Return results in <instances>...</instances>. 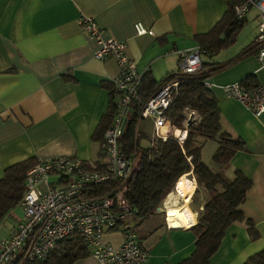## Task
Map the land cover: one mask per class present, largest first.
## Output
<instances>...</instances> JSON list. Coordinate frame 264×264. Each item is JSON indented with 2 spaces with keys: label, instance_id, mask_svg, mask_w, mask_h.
<instances>
[{
  "label": "crops",
  "instance_id": "1",
  "mask_svg": "<svg viewBox=\"0 0 264 264\" xmlns=\"http://www.w3.org/2000/svg\"><path fill=\"white\" fill-rule=\"evenodd\" d=\"M241 1L0 0V179L7 168L30 159L71 156L104 161L103 140L95 133L110 112L112 81L119 75V66L114 58L94 57L97 43L79 24L81 16L97 21L105 38L126 42L138 70L149 68L151 76L161 82L179 69L180 52L203 47L201 36L224 18L232 3ZM137 22L153 34L138 35ZM260 22L258 9L252 8L236 42L211 57L206 52L202 55L203 61L232 62L215 70L208 82L218 99L223 129L246 145L232 157L226 173L234 178L239 169L252 179L242 209L260 232L252 240L245 223H233L211 264H244L264 249V114L255 116L223 89L234 82H242L247 89L264 86V65L255 53ZM250 47L254 49L248 53ZM244 53L248 54L240 57ZM149 121L143 120L141 126L151 132ZM183 178L193 185L189 203L193 223L167 211L179 202L176 186L160 212L142 222L129 217L137 222L142 246L150 252L146 264H179L195 248L197 234L192 228L207 193L200 190L193 198L196 178L192 173ZM22 219L20 202L1 219L0 241ZM127 227L133 228L124 223L108 231L106 240L120 245ZM73 264L100 263L91 254Z\"/></svg>",
  "mask_w": 264,
  "mask_h": 264
},
{
  "label": "built area",
  "instance_id": "2",
  "mask_svg": "<svg viewBox=\"0 0 264 264\" xmlns=\"http://www.w3.org/2000/svg\"><path fill=\"white\" fill-rule=\"evenodd\" d=\"M259 11L260 26L257 42L260 44L257 59L264 65V0H245L235 5L238 21L245 20L248 12ZM81 27L96 41L94 57L99 60L114 58L119 75L112 82L119 96L111 125L106 130L101 148L104 161L84 160L78 157L59 156L38 158L27 170L25 193L21 200L23 219L11 235L0 241V264H16L25 254L26 260L46 258L58 243L73 234H79L92 249L100 264H146L150 252L142 246L138 232L130 227L123 230V241L114 245L106 240L108 231L117 230L138 209L126 197L127 183L134 170L120 139L128 123L131 105L139 97L144 74L129 56L126 42L105 38L103 31L91 17L81 16ZM138 35L153 34L142 22L135 24ZM205 49L197 46L180 52L179 69L185 74H195L203 68ZM208 88L212 84L206 83ZM180 80L172 79L147 101L139 105L142 120L152 121L151 145L156 139L176 138L183 143L187 138L185 128H177L167 116V110L178 93ZM224 92L247 108L255 116L264 114V86L250 89L242 82L224 85ZM194 119V113L186 111ZM116 182L118 185L103 195H95V186ZM163 209L158 208V212Z\"/></svg>",
  "mask_w": 264,
  "mask_h": 264
},
{
  "label": "trees",
  "instance_id": "3",
  "mask_svg": "<svg viewBox=\"0 0 264 264\" xmlns=\"http://www.w3.org/2000/svg\"><path fill=\"white\" fill-rule=\"evenodd\" d=\"M241 2L232 3L224 18L210 32L201 36L207 56L211 57L236 42L244 20L238 21L235 18L234 7ZM259 45L257 42L258 48ZM253 49L250 47L246 51L250 53ZM230 63L216 64L204 60L199 72L185 74L178 69L169 73L161 82L146 72L139 97L131 105L128 123L120 139L128 159L134 163L126 197L138 209L135 216L141 222L158 213L164 199L174 191L177 182L185 174L192 173L196 178L198 186L193 198L200 190L207 193L203 208L197 209L198 223L192 228L197 234L195 248L179 264H211L212 256L219 250L227 230L235 222L245 223L252 240L260 237L255 222L242 209L253 185L252 179L239 169H235L234 178L226 173L232 157L237 151L246 149V145L223 129L218 99L206 85L215 70ZM175 78L180 80V86L167 110V116L177 128L184 129L187 122V138L183 143L176 138L166 141L156 139L151 145V132L141 126L143 120L139 105L151 98L164 83ZM115 95L113 91L111 109L95 133L97 139L104 140V134L112 123L117 104ZM186 111L193 112L194 119L186 117ZM208 140L219 144L213 154V160L218 166L216 169L203 160L202 150ZM34 162V159H30L12 165L0 179V221L5 213L21 202L25 193L27 170ZM117 185L116 182H106L92 189L97 196L111 192ZM91 254L92 249L83 237L73 234L60 241L46 258L26 260L25 254H21L16 264H73ZM244 264H264V249L251 255Z\"/></svg>",
  "mask_w": 264,
  "mask_h": 264
},
{
  "label": "bare ground",
  "instance_id": "4",
  "mask_svg": "<svg viewBox=\"0 0 264 264\" xmlns=\"http://www.w3.org/2000/svg\"><path fill=\"white\" fill-rule=\"evenodd\" d=\"M192 184L187 183L186 180L182 177L176 184V192L180 196L179 202L176 206L169 207L167 211L175 212L184 217V219L190 224L195 221V217L191 209L189 208V203L191 201V191ZM170 219V218H169Z\"/></svg>",
  "mask_w": 264,
  "mask_h": 264
},
{
  "label": "rangeland",
  "instance_id": "5",
  "mask_svg": "<svg viewBox=\"0 0 264 264\" xmlns=\"http://www.w3.org/2000/svg\"><path fill=\"white\" fill-rule=\"evenodd\" d=\"M188 116H189V114H188ZM141 123H142V121H141ZM218 145L219 144L216 141L208 140L207 142L204 143V147H203V158H204L205 162H207L208 164L215 165V169H216L217 164L213 160V154L217 150ZM193 182H195V181L193 180ZM164 215H165V213H162V216H164ZM131 217H134V219H139L133 215L130 216V218ZM130 218L126 219V223L130 224L135 230L138 231L139 229L137 227V222L133 219H130Z\"/></svg>",
  "mask_w": 264,
  "mask_h": 264
}]
</instances>
